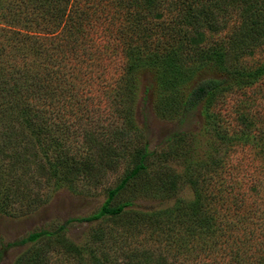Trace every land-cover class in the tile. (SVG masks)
<instances>
[{
    "label": "rangeland",
    "instance_id": "374dc122",
    "mask_svg": "<svg viewBox=\"0 0 264 264\" xmlns=\"http://www.w3.org/2000/svg\"><path fill=\"white\" fill-rule=\"evenodd\" d=\"M238 23L234 15L224 30L206 32L204 41L226 37ZM117 39V34L109 35L99 25L88 39L80 40L75 53L65 55L66 60L52 55L49 66L62 69L72 84L68 93L52 100V106L58 108L43 121L46 131L31 130L35 147H24L26 155L21 157L25 164L13 161L15 149L10 145L0 150V200L6 208L0 212V264H41L25 253L30 242L23 239L33 231L59 225L64 226V236L72 244L94 243L100 250L97 238L102 230L119 232L133 218H86L99 211L107 188L141 160L145 173L131 179L114 203L149 211L170 205L173 198L190 200L192 187L185 184L184 174L189 156L205 164L201 174L206 180L201 184L209 196L204 204L209 203L216 214L225 241L210 251L199 250L190 241L181 252L156 238L149 226L135 224L136 233L122 241L123 246L160 251L175 264H264V75L252 85L233 87L216 96L209 106L214 120L206 119L196 108L180 123L161 109L149 73L138 76L136 88L123 78L126 57ZM36 60L42 64L40 57ZM263 62L264 44L238 63L254 68ZM14 125L15 129L6 130L8 135L21 132L16 120ZM180 130H184L179 140L184 154L172 151L168 141ZM56 161L62 166L55 165ZM61 176L72 190L58 186ZM156 176L165 182L175 177L173 187L166 185L172 192L167 199L149 192ZM8 192L12 195L5 199ZM51 245L55 244L43 247L49 254L47 264L91 261L87 250L76 258ZM37 246L41 248L42 241Z\"/></svg>",
    "mask_w": 264,
    "mask_h": 264
},
{
    "label": "trees",
    "instance_id": "16d2710c",
    "mask_svg": "<svg viewBox=\"0 0 264 264\" xmlns=\"http://www.w3.org/2000/svg\"><path fill=\"white\" fill-rule=\"evenodd\" d=\"M234 15L239 23L226 37L204 41L206 32L224 30ZM99 25L107 34H117V45L126 57L123 78L136 88L138 76L149 73L161 109L171 112L180 123L196 108L206 119L214 120L209 106L216 96L233 87L252 85L264 75V62L254 68L238 63L246 53L264 44V0H0V129H15V120L22 128L10 135L1 130L0 150L8 145L15 149V163L25 164L21 157L25 148L35 147L32 132L38 127L46 131L48 126L43 121L58 108L52 106V100L65 96L72 85L62 69L49 66L52 55L66 60L65 55L75 53L80 40L88 39ZM27 127L32 129L27 131ZM183 132H174L168 140L170 149L178 154L185 153L179 144ZM212 132L225 139L217 130ZM55 165L62 163L56 161ZM204 166L200 159L189 156L184 174L185 184L192 187L190 200L173 198L170 205L149 211L114 203L131 179L145 173L141 160L116 185L107 188L99 211L86 218H133L134 222L130 220L119 232L102 230L97 243L103 248L99 246V250L94 243L72 244L64 236V226L59 225L29 233L23 239L30 242L25 253L47 264L49 254L43 247L53 242V248L76 258L87 250L91 257L88 264H175L160 251L124 247L122 241L136 233L135 224L149 226L156 238L172 243L176 251L182 252L190 241L199 250H213L225 241V232L209 203L204 204L209 196L201 174ZM58 181V186L72 190L65 176ZM175 181V177L165 182L156 176L155 187L150 185L149 192L167 199L172 192L166 185L173 187ZM8 195L12 193L8 192L5 199ZM0 201V212L6 211L5 202Z\"/></svg>",
    "mask_w": 264,
    "mask_h": 264
}]
</instances>
